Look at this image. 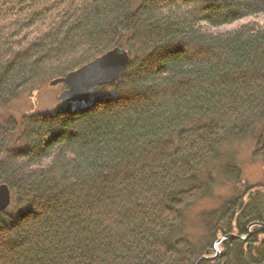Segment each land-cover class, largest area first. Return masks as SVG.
I'll return each instance as SVG.
<instances>
[{
    "label": "trees",
    "instance_id": "1",
    "mask_svg": "<svg viewBox=\"0 0 264 264\" xmlns=\"http://www.w3.org/2000/svg\"><path fill=\"white\" fill-rule=\"evenodd\" d=\"M260 15L264 0H0V108L114 48L129 55L81 109L0 122V264H196L264 223V184L228 162L239 190L200 214L201 237L185 233L222 145L257 131L264 163ZM219 250L201 264H264V229Z\"/></svg>",
    "mask_w": 264,
    "mask_h": 264
},
{
    "label": "rangeland",
    "instance_id": "2",
    "mask_svg": "<svg viewBox=\"0 0 264 264\" xmlns=\"http://www.w3.org/2000/svg\"><path fill=\"white\" fill-rule=\"evenodd\" d=\"M248 20H242L232 25L219 28H212L215 33H225L237 29L241 24ZM253 22L264 24V15L254 18ZM64 90L63 85L49 87L48 84H38L34 90H27L20 93L12 102L5 108H0V122L8 118L19 120L22 115L37 112H52L60 107L58 95ZM85 102H77L71 104L74 110L84 107ZM257 131L252 136H248L238 140H231L221 146L220 151L223 154V160L216 165L217 171L214 173L216 183L212 188V195L208 198L198 201L191 206L186 212V229L185 233L189 238L196 240L202 235V225L200 214L204 211L215 210L220 203L231 197L239 189L234 187L229 179H226L220 172L223 164L232 162V165L237 166L241 172V178L251 186L264 184V163L254 157L255 137Z\"/></svg>",
    "mask_w": 264,
    "mask_h": 264
},
{
    "label": "water",
    "instance_id": "3",
    "mask_svg": "<svg viewBox=\"0 0 264 264\" xmlns=\"http://www.w3.org/2000/svg\"><path fill=\"white\" fill-rule=\"evenodd\" d=\"M129 61V55L123 48H114L103 55L95 58L80 68L69 72L64 77L56 78L48 82L49 87L59 85L65 86V89L58 95V101L61 105L73 104L84 101L90 95L101 87L111 85L118 81ZM11 204V193L6 185H0V213L9 208ZM253 227L264 229V223H252L248 227V235L241 239L235 235H226L219 238L214 245V255L201 257L196 264L216 260L220 256L219 245L223 240L241 239L245 241L250 235Z\"/></svg>",
    "mask_w": 264,
    "mask_h": 264
},
{
    "label": "flooded vegetation",
    "instance_id": "4",
    "mask_svg": "<svg viewBox=\"0 0 264 264\" xmlns=\"http://www.w3.org/2000/svg\"><path fill=\"white\" fill-rule=\"evenodd\" d=\"M247 231H248V229H247ZM250 232H251V230H250ZM235 236H236V235H235ZM243 238H244V237H242L241 239H243ZM241 239H238V240H241ZM223 241H224V240H223ZM223 241H222V242H223ZM241 241H242V240H241ZM222 242H221V243H222ZM221 243H220V244H221ZM214 245H215V244H214ZM219 246H220V245H219ZM218 248H219V247H218ZM214 252H215V251H214ZM218 258H219V257H218Z\"/></svg>",
    "mask_w": 264,
    "mask_h": 264
}]
</instances>
